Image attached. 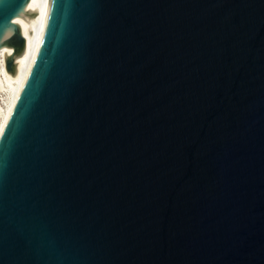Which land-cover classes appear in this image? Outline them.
<instances>
[{
    "label": "water",
    "instance_id": "water-1",
    "mask_svg": "<svg viewBox=\"0 0 264 264\" xmlns=\"http://www.w3.org/2000/svg\"><path fill=\"white\" fill-rule=\"evenodd\" d=\"M0 264H264V0H0Z\"/></svg>",
    "mask_w": 264,
    "mask_h": 264
},
{
    "label": "bare ground",
    "instance_id": "bare-ground-1",
    "mask_svg": "<svg viewBox=\"0 0 264 264\" xmlns=\"http://www.w3.org/2000/svg\"><path fill=\"white\" fill-rule=\"evenodd\" d=\"M25 20H26V14H25L24 5H23L22 8L19 10V12L13 17L12 22L7 25V27L5 28L1 36V39H0V85H1L3 68H4L9 33L11 30L17 27V24H19L20 22H24Z\"/></svg>",
    "mask_w": 264,
    "mask_h": 264
}]
</instances>
